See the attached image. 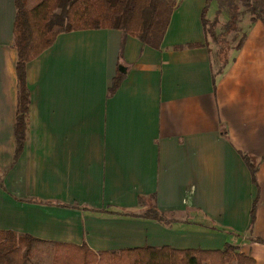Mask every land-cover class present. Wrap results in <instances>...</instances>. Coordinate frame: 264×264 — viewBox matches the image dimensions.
<instances>
[{"label":"crops","instance_id":"crops-1","mask_svg":"<svg viewBox=\"0 0 264 264\" xmlns=\"http://www.w3.org/2000/svg\"><path fill=\"white\" fill-rule=\"evenodd\" d=\"M204 5L178 0L159 48L115 28L58 34L26 64L27 129L13 161L16 7L0 0V230L96 253L231 243L264 264V242L250 239L264 241V22L214 70L209 44L187 47L207 42ZM152 201L167 223L130 215Z\"/></svg>","mask_w":264,"mask_h":264},{"label":"trees","instance_id":"trees-1","mask_svg":"<svg viewBox=\"0 0 264 264\" xmlns=\"http://www.w3.org/2000/svg\"><path fill=\"white\" fill-rule=\"evenodd\" d=\"M229 13L227 27L236 28L240 14L233 0H217ZM211 0H205L201 11V23L205 37L214 34L213 22L206 17ZM250 13V22H264V0H241ZM178 0H15L16 13L13 24V42L17 52L15 72L18 82V98L14 125L15 153L13 161L22 151L27 129L29 89L26 83V64L50 47L58 34L72 30L115 28L125 35L137 37L143 43L159 48L170 16ZM238 42V49L245 38ZM189 43L187 47L205 45ZM181 48V47H176ZM123 74L112 79L108 92L112 94ZM248 160V157H244ZM252 178L256 167L249 163ZM0 187H3L0 177ZM141 203L143 197H138ZM154 200V196H151ZM140 213L132 216L151 218L167 223L162 212L152 201L143 204ZM73 207H79L73 205ZM80 208V207H79ZM90 212L127 214L119 211L98 210L83 206ZM251 222L254 205L251 209ZM251 240L263 243L259 237ZM0 264H257L256 260L226 243L222 249H175L169 246H142L118 251L94 252L85 243L46 241L29 234L17 235L10 230H0Z\"/></svg>","mask_w":264,"mask_h":264},{"label":"rangeland","instance_id":"rangeland-1","mask_svg":"<svg viewBox=\"0 0 264 264\" xmlns=\"http://www.w3.org/2000/svg\"><path fill=\"white\" fill-rule=\"evenodd\" d=\"M233 1L238 5L240 11L235 29L227 27L229 13L227 8L221 6L217 0H211L208 7L209 14L206 12V17L213 22L214 34L212 37L207 36V44L211 48V59L214 70H219L228 60L229 55L236 50V46L243 34L245 33L246 35L248 28L252 25L250 13L242 5L241 0Z\"/></svg>","mask_w":264,"mask_h":264},{"label":"water","instance_id":"water-1","mask_svg":"<svg viewBox=\"0 0 264 264\" xmlns=\"http://www.w3.org/2000/svg\"><path fill=\"white\" fill-rule=\"evenodd\" d=\"M118 69H119V71L122 72V73H124L125 70H126L125 67L122 66V65H120V66L118 67Z\"/></svg>","mask_w":264,"mask_h":264}]
</instances>
